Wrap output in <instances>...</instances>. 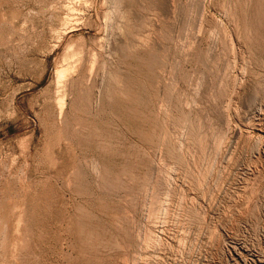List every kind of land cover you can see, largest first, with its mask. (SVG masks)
<instances>
[{"label": "rangeland", "instance_id": "374dc122", "mask_svg": "<svg viewBox=\"0 0 264 264\" xmlns=\"http://www.w3.org/2000/svg\"><path fill=\"white\" fill-rule=\"evenodd\" d=\"M0 264H264V0H0Z\"/></svg>", "mask_w": 264, "mask_h": 264}, {"label": "bare ground", "instance_id": "6f19581e", "mask_svg": "<svg viewBox=\"0 0 264 264\" xmlns=\"http://www.w3.org/2000/svg\"><path fill=\"white\" fill-rule=\"evenodd\" d=\"M71 1V0H70ZM113 1V0H112ZM170 3V2H169ZM204 3H205V1H204ZM202 5V4H201ZM245 6V5H244ZM68 7V6H67ZM200 7V6H199ZM166 8V7H165ZM157 9V8H156ZM165 10V9H164ZM191 10V9H190ZM220 10V9H219ZM108 11V10H107ZM165 13H166V11H165ZM205 13V12H204ZM159 14V13H158ZM167 15V14H166ZM168 17V16H167ZM105 18V17H104ZM108 18V17H107ZM134 18V17H133ZM202 18V17H201ZM126 20V19H125ZM155 20V19H154ZM101 21V20H100ZM139 21V20H138ZM158 21V20H157ZM193 21V20H192ZM64 23V22H63ZM68 23V22H67ZM130 24V23H129ZM103 25V24H102ZM147 26V25H146ZM195 26V25H194ZM180 27V26H179ZM136 29V28H135ZM194 33V32H193ZM148 35V34H147ZM199 35V34H198ZM111 36V35H110ZM124 36V35H123ZM132 36V35H131ZM149 36V35H148ZM142 37V36H141ZM150 41V40H149ZM213 41V40H212ZM195 42V41H194ZM112 43V42H111ZM143 43V42H142ZM106 45V44H105ZM123 45V44H122ZM141 45V44H140ZM242 50V49H241ZM115 51V50H114ZM192 51V50H191ZM165 55V54H164ZM242 60V59H241ZM229 63V62H228ZM250 71V70H249ZM226 73V72H225ZM111 74V73H110ZM110 76V75H109ZM227 77V76H226ZM119 80V79H118ZM154 84V83H153ZM154 86V85H153ZM202 86V85H201ZM173 87V86H172ZM196 88V87H195ZM99 90V89H98ZM177 93V92H176ZM203 94V93H202ZM187 97V96H186ZM185 102V101H184ZM196 102V101H195ZM232 103V102H231ZM63 104V103H62ZM230 104V103H229ZM187 105V104H186ZM243 108V107H242ZM217 112V111H216ZM161 113H162V111H161ZM165 114V113H164ZM183 121V120H182ZM200 121V120H199ZM202 122V121H201ZM228 122V121H227ZM199 124V123H198ZM216 127V126H215ZM223 127V126H222ZM177 128H178V126H177ZM228 128V127H227ZM185 129V128H184ZM203 129V128H202ZM260 129V128H259ZM165 131V130H164ZM164 133V132H163ZM202 133V132H201ZM223 133V132H222ZM182 135V134H181ZM155 138V137H154ZM163 138H165L164 137V135H163ZM181 138V137H180ZM228 138V137H227ZM230 138V137H229ZM162 139V138H161ZM160 139V140H161ZM252 139V138H251ZM162 141V140H161ZM245 142V141H244ZM163 144V143H162ZM185 145V144H184ZM192 147V146H191ZM245 148V147H244ZM160 149V148H159ZM243 149V148H242ZM158 150V149H157ZM179 151V150H178ZM159 152V151H158ZM151 153V152H150ZM175 153V152H174ZM150 157V156H149ZM184 158V157H183ZM196 159V158H195ZM195 161V160H194ZM93 163V162H92ZM181 163V162H180ZM185 163V162H184ZM196 164V163H195ZM194 169V168H193ZM176 170V169H175ZM209 170V169H208ZM199 171V170H198ZM186 172V171H185ZM208 173V172H207ZM165 178V177H164ZM164 180V179H163ZM158 183V182H157ZM196 183V182H195ZM248 184H250V183H248ZM249 187V186H248ZM252 188H253V186H252ZM248 189H250V188H248ZM246 190V189H245ZM251 191V190H250ZM247 192V191H246ZM133 195V194H132ZM260 199V198H259ZM143 200V199H142ZM146 203V202H145ZM153 205V204H152ZM158 205V204H157ZM150 207V206H149ZM185 209V208H184ZM150 214V213H149ZM19 215V214H18ZM140 215V214H139ZM153 215V214H152ZM193 216V215H192ZM141 217V216H140ZM151 217V216H150ZM157 217V216H156ZM134 220V219H133ZM150 222V221H149ZM187 222V221H186ZM202 224V223H201ZM152 234V233H151ZM146 239V238H145ZM147 240V239H146ZM149 241V240H148ZM110 243V242H109ZM145 247V246H144ZM125 249V248H124ZM118 251V250H117ZM159 256V255H158ZM177 256V255H176ZM192 258V257H191ZM176 261V260H175Z\"/></svg>", "mask_w": 264, "mask_h": 264}]
</instances>
